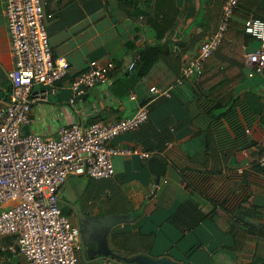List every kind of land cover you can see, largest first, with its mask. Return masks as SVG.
<instances>
[{"label": "crops", "instance_id": "obj_1", "mask_svg": "<svg viewBox=\"0 0 264 264\" xmlns=\"http://www.w3.org/2000/svg\"><path fill=\"white\" fill-rule=\"evenodd\" d=\"M119 1L43 0L45 13L51 15L45 20L52 19L56 15L60 16L57 22H49L48 38L53 29L56 32L64 28L68 32L72 30L73 33L78 32V38L83 39L73 48L69 47V42L58 48V52L81 53L78 61L80 69L74 73L88 67L89 61L92 60H108L113 61L114 64L121 61L122 67L105 82L91 86L93 88H86L82 102L76 101L71 104L69 100L73 92L70 82L74 78L69 79L71 63L62 54L60 57H65L69 64L68 79H62L57 83V93H48L47 101L33 103L30 112L31 122L21 127L23 134L35 132L43 138L57 139L58 130L62 125L78 123L87 126L97 121L114 122L130 114L134 103L129 100V94L134 92L137 101L141 102L149 98L148 90L151 86L171 85L179 76L181 67L197 55L202 40L212 32L208 16L210 0H138L141 14L131 16L132 18L124 15V12L129 11L133 6H130L128 1L118 4ZM103 6L111 13L114 10L115 22L128 24L124 26L127 35L120 30L117 23L104 24L100 29L96 26L90 27L89 15L97 13L98 17H101L100 8ZM4 9L5 0H0V110L8 101L10 83L7 73L14 67ZM72 17L78 20L75 22L71 20ZM236 18L240 19L237 16ZM86 26L90 27L88 31ZM75 28L78 29L75 31ZM88 33L92 34L91 37L84 39L83 36H87ZM198 37L200 42L197 50L191 56L187 55L189 43ZM112 41H118L122 47L121 60L110 58L107 44ZM127 41L130 44L126 43ZM154 43L167 44L170 53L154 65L140 84H132L130 77L124 75L125 63L144 45ZM257 47L259 42L250 37L244 46V53ZM51 49L53 56L59 57L52 45ZM220 57L224 58L222 55ZM229 62L236 64L233 60ZM239 66L241 77L233 83L235 96L242 97L246 93H253L263 104L262 117L255 119L252 128L245 129V133L261 148L264 145V71L248 77L252 65L245 61ZM191 81L192 78L186 79L182 86H176L172 90H178L180 93L184 91L187 94ZM175 105L176 102H171L159 107L156 115L168 113L169 108L174 111V117L181 115V109ZM183 120L185 119H173L177 124ZM205 138L206 135L193 133L187 124L178 126L175 140L169 145L173 152L170 159L166 160V169L161 175L164 176L162 185L160 180L155 192L154 178L151 180L152 174L148 166L141 164L139 155L114 157L115 173L108 178V182L110 192L115 195V199L112 204L105 205V211L108 212L105 216L93 215L92 211L97 210L93 209L82 217L77 214L76 209L64 211L61 202L63 212L81 229L84 243L83 259L86 264H129L120 259L124 257V252L122 253L113 242L114 233L154 232L152 245L155 247V252H158L154 256H163L169 253V250L179 253L189 247L195 241L193 235L195 231H199L200 236H198L203 240V246L192 260V264H235L231 249L223 247V244L229 241L230 235L216 232L208 218L202 221V216L209 213L213 203L192 189V176L187 178L180 175V172L187 170L189 166L194 165L199 169L203 164L206 173L213 175L208 178L207 185L213 189L214 194L226 198L225 209L217 206L218 214L239 221L249 213L248 220L255 226L254 230L259 232V236L254 241L245 243L241 264H254L264 259V207L254 205L256 196L264 197V172L253 168L255 159L260 158V151L255 146L238 149L231 147L229 143L228 152L223 151L225 149L215 151L213 146L204 145ZM110 144L121 148L135 147L127 137L115 138ZM136 149L139 151L138 148ZM170 173L177 176L173 183L166 178ZM97 186L105 188L104 184ZM244 201L254 206V210L240 207ZM92 204V200H88V205ZM243 206L248 207L245 204ZM147 210L155 211L146 216ZM241 226L245 225L241 224ZM215 235L217 242L213 239ZM229 242L231 244V241ZM14 247L16 248L14 236L0 237V264H26L25 259L13 251Z\"/></svg>", "mask_w": 264, "mask_h": 264}, {"label": "built area", "instance_id": "obj_2", "mask_svg": "<svg viewBox=\"0 0 264 264\" xmlns=\"http://www.w3.org/2000/svg\"><path fill=\"white\" fill-rule=\"evenodd\" d=\"M238 1H224L217 29L202 40L197 55L181 67L171 85L151 86L143 103L131 92L128 98L134 108L130 114L114 122L62 125L58 138L52 139L35 132L23 134L21 127L31 122L33 103L57 93L56 85L67 74L69 64L64 57L53 56L44 22L51 15L45 13L41 0H5L14 67L7 73L8 101L0 110V236H14L13 251L26 264H86L81 229L63 212L60 190L71 176L111 178L116 156L148 157L147 152L110 142L146 122L152 101L170 97L174 87L199 76L205 60L220 46L230 21L238 20L244 32L259 42V47L244 53L253 67L248 77L264 71V21L252 16L237 19ZM114 66L112 61L92 60L70 82L73 96L69 103L82 102L85 89L105 82ZM133 67L134 56L125 63L127 71ZM259 164L264 169V145Z\"/></svg>", "mask_w": 264, "mask_h": 264}, {"label": "trees", "instance_id": "obj_3", "mask_svg": "<svg viewBox=\"0 0 264 264\" xmlns=\"http://www.w3.org/2000/svg\"><path fill=\"white\" fill-rule=\"evenodd\" d=\"M127 1L130 3V6L133 7L129 11H125L124 15L127 17L140 15L141 8L138 5V0H120L118 4ZM224 1L225 0H210V11L208 16L212 32L217 29ZM235 16L239 17L241 20H245L252 16L264 21V0H239L238 6L235 9ZM249 38L250 36L244 32L243 25L238 20L230 21L220 46L205 60L199 76L193 79L188 85L187 94H185L184 91L180 93L178 90H171L170 97H160L152 101L148 105V117L146 122L142 123L136 130L118 136L119 138L127 137L131 140L135 146L133 149L138 148L139 151L142 150L148 153V157H143L140 160L143 166H147L149 157L157 156L162 163L163 175L167 165L166 160L170 159L173 152V149L169 147V145L174 142L176 131L181 124H187L192 129L193 133L206 135L203 141L204 145L209 144L213 146L215 151L225 149L223 151L228 152L229 143L231 147H237L238 149H248L251 146H255L260 151L261 155L262 147L260 148L259 145L245 133V129L252 128L255 119H257V117H262L263 104L260 98L253 93H246L242 97L235 96L233 88V83L241 77V68L239 64L245 63L244 46L247 44ZM126 43L130 44L129 41ZM129 49L128 47V50ZM169 53L170 48L164 43L144 45L134 54V67L130 71L124 70V75L126 77L129 76L132 84L136 85L142 82L154 65ZM220 55L224 56V58H221ZM227 60H233L236 64H232ZM90 62L91 61H89V63ZM121 64V61L115 62V66L108 73L107 79L116 74L117 70L121 69ZM88 67L78 73H74L69 79L72 80L77 77L79 74L86 71ZM68 70L67 74L62 79H68ZM143 102L144 100L141 101V103ZM171 102H176L175 106L181 109V115L174 117V111L172 112L171 108H169L170 111L168 113L166 112L161 116L156 115V111L159 107L170 104ZM173 119L185 120L179 121L180 124H177L174 123ZM259 159V157L255 159L253 168L263 173L264 169L260 166ZM189 167L187 170L181 171L180 175L187 178L192 176V189L208 201L211 200L213 203L209 213L202 216V221L208 218L213 224L216 232L220 231L226 235H230L229 241H231V244L228 241L226 244H223V247L231 249L235 264H241L245 243L247 241L252 242L259 236V232L254 230L255 226L253 223L248 220L249 213L245 218L239 219V221H235L231 217L219 215L218 207L225 209L226 198L220 194H214L215 192H212L213 189L207 185L208 178L213 175L206 173L205 164L200 166L199 169H196L194 165L193 167ZM201 168H203V170H201ZM152 179L153 177L151 176V180ZM188 181H190V179ZM244 204L248 207H244ZM148 205H150V203ZM243 205L240 204V207L252 211L255 208L247 201H244ZM154 211L155 210H147L146 216L151 215ZM241 224H244L246 227H242ZM258 227L262 228L259 225ZM193 235L195 241L189 247L184 248L179 253L169 250V253L163 256H169L181 264H192V260L198 255V252L203 246V240L199 237V231H195ZM112 238L118 249L121 250L122 253L124 252V257L122 258L127 259L140 254L139 244L144 245V243L148 242L152 246L155 235L154 232L147 234H141L140 232L135 234L114 233ZM143 238L144 241H140ZM213 239H215V242L218 240L216 239V235ZM204 240L206 241L205 238ZM194 245H197L198 248L192 255L187 257L186 253ZM175 248H177V246ZM137 249H139V251H137ZM150 257H160V255H151ZM261 261L262 260H258L254 264H259Z\"/></svg>", "mask_w": 264, "mask_h": 264}, {"label": "rangeland", "instance_id": "obj_4", "mask_svg": "<svg viewBox=\"0 0 264 264\" xmlns=\"http://www.w3.org/2000/svg\"><path fill=\"white\" fill-rule=\"evenodd\" d=\"M43 2V0H41ZM110 3V2H109ZM96 5V4H94ZM97 7V6H96ZM107 7L100 8L101 17H98L97 13L93 15H89L88 22L91 24V26H96L97 29H100L103 27L104 24H112L117 23L120 30L124 32V34H128L125 31L124 26L128 25L124 22H115L114 15L115 12L112 10V13L106 9ZM132 18V17H131ZM60 20V16L56 15L52 19L44 20L46 30L49 31V22H57ZM71 20L77 21L78 19L75 17H72ZM132 20V19H131ZM85 22V20H83ZM93 22V23H92ZM128 23V22H126ZM86 26V30L88 31L90 28ZM78 28H75V31ZM119 30V29H118ZM119 30V31H120ZM189 31V29H186ZM72 31H66L64 28L60 29L59 31L55 32V29H53V32L49 34V42L52 45V47L57 50L58 56H62L64 54L71 63L70 68V75H73L75 71L80 69V66L78 64L79 58L81 53H78L77 51L75 53H64V52H58V48L62 46L65 42H69V47L73 48L80 42H82V38H78V32L73 33ZM96 32V31H95ZM135 33V31H132ZM140 34V32H138ZM92 34L88 33L87 36H83L84 39L90 38ZM150 35V33H149ZM105 37V36H104ZM200 42V37L196 38L195 40H192L191 43H189L190 48L187 50V55L191 56L198 48ZM142 44H140V47ZM88 47V46H87ZM107 49L110 54V58H116V59H122L123 58V50L119 42L112 41L109 44H107ZM85 50V49H84ZM84 53V51H83ZM63 55V56H64ZM65 58V57H64ZM66 59V58H65ZM140 84V83H138ZM93 88V87H91ZM89 88V89H91ZM175 89V88H174ZM164 176H161V185L162 180ZM166 178L170 181L175 182L177 179V176L173 173H170L169 175H166ZM171 183V184H172ZM104 184V187H98L97 185ZM59 198L62 202L63 210L69 212L72 208L76 209V212L80 216H84L87 214V211H92L93 209H97L94 212L92 211L93 215L96 216H105L108 212L105 211V205L112 204V202L115 199V195L111 194L110 192V184L108 182V179H93L87 176H82L80 178L71 177L67 184L60 190ZM88 200H92L93 204L88 205ZM125 208H128V206H125ZM110 209V207H109ZM110 211V210H109ZM72 221V220H71ZM73 222V221H72ZM181 229H183L181 227ZM3 237V236H0ZM140 241H144V238ZM140 247L137 249V251L140 252L138 255H144V256H151L155 255L158 252H155V247L153 245L151 246L148 242L144 243V245H138ZM151 246V247H150ZM158 248V247H157ZM121 260H124V258H120Z\"/></svg>", "mask_w": 264, "mask_h": 264}, {"label": "water", "instance_id": "obj_5", "mask_svg": "<svg viewBox=\"0 0 264 264\" xmlns=\"http://www.w3.org/2000/svg\"><path fill=\"white\" fill-rule=\"evenodd\" d=\"M147 166L154 178V192L157 189L159 184L160 177L162 175V163L161 160L157 156H151L147 160ZM254 205L263 206L264 207V197L256 196L254 200ZM197 249V245H194L189 251L186 253V256L189 257L192 255ZM124 260L129 263H137V264H181L180 262L172 259L169 256H160V257H149L144 255H136L131 258H124ZM264 264V259L259 263Z\"/></svg>", "mask_w": 264, "mask_h": 264}, {"label": "flooded vegetation", "instance_id": "obj_6", "mask_svg": "<svg viewBox=\"0 0 264 264\" xmlns=\"http://www.w3.org/2000/svg\"><path fill=\"white\" fill-rule=\"evenodd\" d=\"M83 251H84V249H83Z\"/></svg>", "mask_w": 264, "mask_h": 264}]
</instances>
